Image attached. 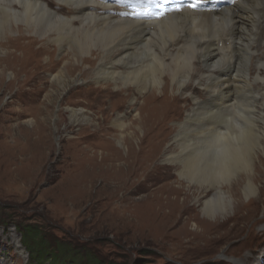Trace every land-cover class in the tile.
<instances>
[{
    "label": "bare ground",
    "instance_id": "obj_1",
    "mask_svg": "<svg viewBox=\"0 0 264 264\" xmlns=\"http://www.w3.org/2000/svg\"><path fill=\"white\" fill-rule=\"evenodd\" d=\"M117 3L0 0V88L8 72L6 89L34 83L57 91L71 80L85 82L79 91L86 88L99 104L80 107L79 100L66 110L74 122L86 121L71 145L78 155L76 193L88 196L102 178L111 185L112 216L180 223L182 240L202 248L259 198L244 196L262 190L264 0H212L196 9L183 0H137L132 13ZM177 3L182 10H166ZM147 9L165 14L135 15ZM173 120L179 123L171 126ZM22 126L12 133L8 154L33 159L22 150ZM161 159L166 163L156 165ZM157 180L166 183L153 189ZM143 190L150 193L127 198ZM193 196L200 210L195 216L188 205ZM222 197L227 208L235 202L233 216L201 217L202 211L212 216L214 200ZM261 255L252 263L264 264Z\"/></svg>",
    "mask_w": 264,
    "mask_h": 264
},
{
    "label": "rangeland",
    "instance_id": "obj_2",
    "mask_svg": "<svg viewBox=\"0 0 264 264\" xmlns=\"http://www.w3.org/2000/svg\"><path fill=\"white\" fill-rule=\"evenodd\" d=\"M25 77L20 75V79ZM11 79L8 72L0 88V264H237L238 260L253 264L264 254V179L258 183L261 192L244 196L247 201L258 195V200L248 202L221 236L202 248L182 240L180 223L165 225L150 215L138 219L112 216L111 185L98 178L85 197L76 193L79 186L72 183L78 155L71 145L86 121L74 122L66 110L79 100L80 107H93L99 104L98 98H90L86 88L79 91L85 82L71 80L57 91L50 87L42 91L34 83L6 89ZM21 108L32 112L18 118L16 111ZM178 123L173 120L170 125ZM17 124L27 134L20 139L22 150L27 149L33 159L8 154ZM163 163L161 159L155 164ZM164 183L155 181L153 189ZM190 189L196 192V187ZM148 193L133 192L127 198L134 201ZM224 202L223 197L216 198L213 215L202 211L201 217L223 221L233 216L235 202L228 201V208ZM188 205L194 216L200 211L196 196ZM188 228L196 229V219Z\"/></svg>",
    "mask_w": 264,
    "mask_h": 264
},
{
    "label": "snow or ice",
    "instance_id": "obj_3",
    "mask_svg": "<svg viewBox=\"0 0 264 264\" xmlns=\"http://www.w3.org/2000/svg\"><path fill=\"white\" fill-rule=\"evenodd\" d=\"M210 0H188V6L191 7L192 9H196L200 7L202 4L209 3ZM215 2H218V0H215ZM231 2V0H229ZM149 3H151V0H149ZM183 5L180 3L174 4L171 7L167 8V11L175 10V11H180L182 10ZM165 14V11H159V12H154V11H147V12H140L136 13L135 15L139 18H145V17H153L156 16L157 18L159 16H162Z\"/></svg>",
    "mask_w": 264,
    "mask_h": 264
},
{
    "label": "trees",
    "instance_id": "obj_4",
    "mask_svg": "<svg viewBox=\"0 0 264 264\" xmlns=\"http://www.w3.org/2000/svg\"><path fill=\"white\" fill-rule=\"evenodd\" d=\"M34 233H35V232H34V229H32V231H31V234H32V235L30 234L32 238L34 237ZM68 249H69V248H67V250H68ZM70 251H71V250H68V252H70ZM103 262H104V261H100V263H103Z\"/></svg>",
    "mask_w": 264,
    "mask_h": 264
}]
</instances>
